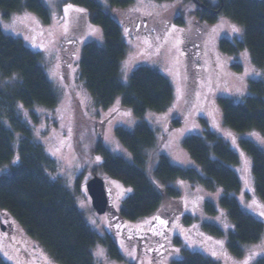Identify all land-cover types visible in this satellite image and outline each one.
<instances>
[{
  "label": "rangeland",
  "instance_id": "374dc122",
  "mask_svg": "<svg viewBox=\"0 0 264 264\" xmlns=\"http://www.w3.org/2000/svg\"><path fill=\"white\" fill-rule=\"evenodd\" d=\"M97 1L107 9L111 7L110 0ZM203 1L217 4L219 0ZM44 2L51 11L48 23L26 10L10 13L8 16L0 11V26L6 34L22 39L42 55V64L59 96L55 108L34 106L21 117L23 124L31 128L33 140L42 144L47 155L53 160L51 167L46 169L47 175L52 181L62 183L72 192L78 209L91 228L101 235L110 232L125 257V261L117 263L110 258L107 248L99 243L93 248V253L98 248L103 249L104 256L94 255L97 264H173L185 256V251L201 252L216 264H243L252 249L259 254L249 264H254L259 256H264V252L260 251L264 238L248 247L245 257L237 258L232 254L228 247V235L234 230V225L227 211L220 207V198L223 195L221 189L211 191L200 184L185 180L173 182L181 192L182 214L174 217L167 212L166 208L174 203L166 196L161 212L157 214L162 216L159 218L164 221L171 220L168 236L163 237L160 234L163 225L153 214L137 222V225L143 227L142 230L134 229V236L123 238L117 232L123 223L122 220L118 221V211L133 195V188L110 180L101 168L103 157L97 153V146L101 142L112 154L134 162L130 151L118 138L117 129L134 131L141 122H146L158 135L155 146L148 151L145 165L147 173L153 175L161 155L166 156L174 165L196 168L183 148V140L186 136L203 134L205 127L201 121L202 117L208 121L210 127L227 136L237 150V137L225 127L218 100L229 97L238 103L243 102L248 96L247 80L264 82V69H258L253 64L248 49H238L235 53L222 52L219 49L222 39L233 42L243 40V28L223 15L212 26L207 27L200 21V12L191 0H135L137 16L126 29L128 42L121 66V79L127 84L130 74L138 66L147 65L165 75L174 88V101L165 113L149 112L144 119H140L131 111L117 112L118 100L109 107L100 106L82 80L79 63L83 47L91 42L104 46L102 29L90 21L84 8L75 6L68 0ZM69 4L73 9H83L84 12L69 10L65 17L64 9ZM25 13L34 17L38 24L24 19ZM155 16H161L162 20L154 19ZM177 19H181L183 25H176ZM65 21L67 31L64 29ZM138 22H145L147 26L138 27ZM230 25L237 26L241 32H231ZM152 27L155 28L154 31L149 30ZM90 29L98 31L92 35ZM142 31H148L150 35L141 34ZM186 36L190 37L188 42L191 40L192 43L189 53L184 52ZM196 42H202L201 48ZM195 45L197 50H194ZM198 50L200 55L195 58L194 56L199 54ZM256 73L260 75L257 76ZM16 81L17 78L8 80L0 74V87ZM175 118L182 119V122L180 126L171 127ZM240 135L242 134H239V139H251L264 150V136L259 131H249L242 135L243 137ZM16 137L14 157L10 163L0 165V177L9 174L12 168L20 163V135L16 134ZM239 154L241 162L236 170L243 181V192L239 195L240 203L246 212L259 216L258 213L264 211V208L252 200L256 194L251 160L247 155L241 152ZM245 161L248 162L247 171ZM94 176L105 180L112 199V209L104 215L95 211L86 190L88 181ZM248 196L252 198L248 199ZM208 202L217 207L215 215H210L205 209ZM248 205L252 207L248 208ZM189 216L192 217L191 223L187 222ZM5 218V214L0 210V254L9 263L57 264L17 223L8 227ZM208 223L218 226L224 236L207 232L204 225ZM149 227L154 232L143 236L144 230ZM155 234L159 236L155 238ZM176 238L179 240L178 244ZM23 240L29 242V247L34 251L33 255L30 254L31 257L24 258L14 247L21 245ZM175 249H179V252H175ZM212 251L217 255L213 256ZM130 253H134V256Z\"/></svg>",
  "mask_w": 264,
  "mask_h": 264
},
{
  "label": "trees",
  "instance_id": "16d2710c",
  "mask_svg": "<svg viewBox=\"0 0 264 264\" xmlns=\"http://www.w3.org/2000/svg\"><path fill=\"white\" fill-rule=\"evenodd\" d=\"M221 1L224 7L219 6L217 10L205 3L211 10L210 14L200 13L199 18L206 19L210 27L223 15L241 26L244 39L238 42L222 39L220 51L235 53L246 48L251 53L253 64L264 69V0ZM68 2L84 8L90 21L104 34L105 45L95 42L85 45L79 63L82 80L97 103L109 107L118 100L117 112L131 111L140 119L149 112L165 113L174 101L173 85L165 75L150 66L140 65L130 74L127 84L121 79L128 42L126 29L137 16L135 0H110L109 9L97 0ZM22 10L37 15L46 23L51 19V11L44 0H0V11L6 16ZM155 18L162 20L161 16ZM179 23L183 25L181 19H177L175 24ZM188 38L184 44L186 53L192 48ZM197 46L201 48L202 42ZM194 50H197L196 45ZM198 51L195 58L200 55ZM0 74L8 80L17 78L15 83L0 87V165L12 161L16 134L20 135V163L9 174L0 177V210L6 216L8 227L17 223L57 264H97L93 248L99 243L107 248L111 259L117 263L125 261L111 233L101 235L93 230L78 209L72 192L47 175L46 169L51 167L53 160L43 145L33 140L31 128L23 124L21 117L34 106L55 108L59 96L42 64V55L22 39L6 34L1 26ZM246 87L248 96L243 102L238 103L229 97L218 100L225 127L237 137V150L227 136L210 127L203 117V134L186 136L183 140V148L196 168L174 165L161 155L153 175L147 173L148 151L155 146L158 135L146 122H141L134 131L117 129L118 138L130 151L134 162L112 154L103 143L98 144L97 153L103 157L101 168L106 176L133 188V195L118 211V221L123 223L117 232L123 238L134 236V229H143L137 225L139 220L153 214L155 219L162 217L157 214L161 212L165 196L174 203L166 208L167 212L174 217L182 214L181 192L173 185L177 180L200 184L211 191L221 189L220 207L227 211L234 225V230L228 235V247L237 258L245 257L248 247L264 238V218L246 212L239 198L243 192V181L236 167L241 162V152L251 160L256 194L252 200L264 208V150L251 139L238 138L239 134L249 131H259L264 136V82L247 80ZM181 122L182 119L175 118L171 127L180 126ZM78 182H81L80 178ZM205 209L210 215H215L218 210L210 202L206 203ZM191 218L187 217L188 223H191ZM170 221L162 224L160 234L163 237L170 233ZM204 229L216 236H224V232L212 223L205 224ZM150 230H144L143 236L154 232ZM158 236L154 235L155 238ZM175 241L178 244L177 238ZM184 255L173 264H216L198 251H185ZM0 264L11 263L0 254ZM254 264H264V256H259Z\"/></svg>",
  "mask_w": 264,
  "mask_h": 264
},
{
  "label": "water",
  "instance_id": "95a60500",
  "mask_svg": "<svg viewBox=\"0 0 264 264\" xmlns=\"http://www.w3.org/2000/svg\"><path fill=\"white\" fill-rule=\"evenodd\" d=\"M193 2L203 10L211 11L206 7L202 0H193ZM105 123H107V121ZM86 190L89 197L91 198L93 208L99 215H104L107 212L111 211L112 199L103 178L94 176L88 181Z\"/></svg>",
  "mask_w": 264,
  "mask_h": 264
},
{
  "label": "snow or ice",
  "instance_id": "6c2138e0",
  "mask_svg": "<svg viewBox=\"0 0 264 264\" xmlns=\"http://www.w3.org/2000/svg\"><path fill=\"white\" fill-rule=\"evenodd\" d=\"M69 10H74V11H76V12H78V13H83V12H84L83 9H79V8L73 9V6L69 4V5L64 9L65 17H67V15H68V13H69ZM14 19H15V17H14ZM24 19L32 20V22L38 24V21H36L34 17L29 16V14H27V13H25V15H24ZM64 29H65V31H67V21H65ZM230 29H231V32H233V33H240V32H241V29L238 28V27L235 26V25H230ZM97 31H98V29H90V34L95 35V33H96ZM213 31L215 32L216 29H213ZM245 55L247 56V53H245ZM125 67H127V65H125ZM246 74H247V72H246ZM256 75L258 76V75H260V74H259V73H256ZM125 78H126V76H125ZM21 107H22V106H21ZM129 115H130V114H129ZM253 135H255V134H253ZM18 159H19V157H17V160H18ZM97 160H99V157H97ZM247 165H248V162L245 161V171L248 170ZM128 191H131V189H128ZM251 207H252V205H248V208H251ZM258 215H259L260 217H264V211L259 212ZM156 219L159 220V222H160L161 224H165V225H166V223H167L166 221L161 220L159 217H156ZM93 223H95V221H93ZM221 244H222V242H221ZM174 251L178 253V252H179V249H175ZM260 251H261V252H264V244H262V245L260 246ZM130 254L134 256V253H130ZM211 254H212L213 256H216V255H217V253H216L215 251H212ZM258 254H259V253H258L255 249L249 250V255L245 258V260L243 261V264H249V262H250L254 257H256ZM94 255L97 256V257H103V256H104V250L98 248V249L95 251Z\"/></svg>",
  "mask_w": 264,
  "mask_h": 264
},
{
  "label": "flooded vegetation",
  "instance_id": "af4514ba",
  "mask_svg": "<svg viewBox=\"0 0 264 264\" xmlns=\"http://www.w3.org/2000/svg\"><path fill=\"white\" fill-rule=\"evenodd\" d=\"M192 2H193V0H191ZM203 1V0H202ZM204 2V4L206 3V4H209L210 6H209V8H211V9H214V10H217L218 8H219V6H221L222 8L224 7V5H223V3H222V1L221 0H219L218 1V3L217 4H211V3H209V2H205V1H203ZM193 4L196 6V8H197V10H198V12H200V13H207V14H210V11H207V10H203L202 8H200L199 6H197L194 2H193ZM205 4V5H206ZM207 6V5H206ZM212 13V12H211ZM221 13H219L218 15H220ZM217 14H216V16H218ZM197 20H200V19H197ZM200 21H202V22H204L205 23V25L207 26V27H209L208 26V22H207V20L206 19H203V20H200ZM143 22V21H142ZM197 23V22H196ZM173 24V23H172ZM140 25H146L147 26V24L144 22L143 24H141V22H138V27H140ZM169 25H171V23L169 24ZM149 30H155V28L154 27H152L151 29H149ZM141 34H145V36H149L150 34H149V32L148 31H142L141 32ZM185 52V51H184ZM104 126V125H103ZM108 189V188H107ZM109 190V189H108ZM148 229H150V227L148 228ZM140 230H142V229H140ZM27 241H25V240H23V242L21 243V245H15L14 247H15V249L18 251L17 253L19 254V255H21V256H23L24 258H26V257H31V255L30 254H34V251L33 250H31V248L29 247V242L28 243H26ZM21 253H24V254H21ZM20 256V257H21ZM22 258V257H21Z\"/></svg>",
  "mask_w": 264,
  "mask_h": 264
}]
</instances>
